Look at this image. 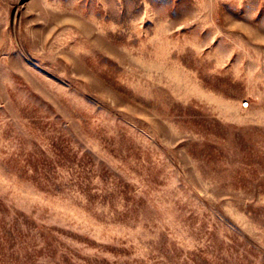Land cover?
Here are the masks:
<instances>
[{
	"label": "rangeland",
	"instance_id": "374dc122",
	"mask_svg": "<svg viewBox=\"0 0 264 264\" xmlns=\"http://www.w3.org/2000/svg\"><path fill=\"white\" fill-rule=\"evenodd\" d=\"M0 264H264V0H0Z\"/></svg>",
	"mask_w": 264,
	"mask_h": 264
}]
</instances>
